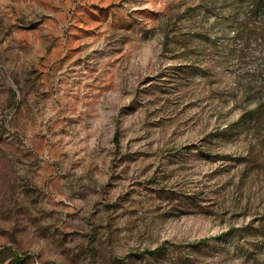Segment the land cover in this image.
I'll return each mask as SVG.
<instances>
[{
    "label": "rangeland",
    "instance_id": "374dc122",
    "mask_svg": "<svg viewBox=\"0 0 264 264\" xmlns=\"http://www.w3.org/2000/svg\"><path fill=\"white\" fill-rule=\"evenodd\" d=\"M263 72L242 0H0V264H264Z\"/></svg>",
    "mask_w": 264,
    "mask_h": 264
},
{
    "label": "trees",
    "instance_id": "16d2710c",
    "mask_svg": "<svg viewBox=\"0 0 264 264\" xmlns=\"http://www.w3.org/2000/svg\"><path fill=\"white\" fill-rule=\"evenodd\" d=\"M242 2L249 6L250 12L253 15H259L264 10V0H242ZM254 88L255 87H251L246 91V95L250 98L251 101H253V105L252 108L244 111L239 119L241 125L243 126L264 123V72L259 86L257 87V89ZM234 231L236 230H231V232ZM164 251H166V247L159 246L156 249L148 251V253L158 254Z\"/></svg>",
    "mask_w": 264,
    "mask_h": 264
}]
</instances>
